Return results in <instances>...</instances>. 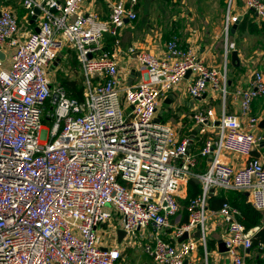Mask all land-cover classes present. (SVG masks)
Listing matches in <instances>:
<instances>
[{"label": "built area", "instance_id": "2783aa9c", "mask_svg": "<svg viewBox=\"0 0 264 264\" xmlns=\"http://www.w3.org/2000/svg\"><path fill=\"white\" fill-rule=\"evenodd\" d=\"M83 1L20 0L21 21L13 9H0V264H115L120 250L103 245L97 233L114 212L121 215L115 231L122 228L123 238L140 228L153 230L143 250L158 263L193 264L185 257L198 244L208 252L211 187L248 191L251 204L264 209V162L252 154L261 119L253 103L260 99L264 107V73L255 69L249 83L235 89L238 108L229 112L226 53L223 69L209 66L172 30L162 54L127 47L140 76L124 84L118 28L137 18L138 0H108L104 17L84 9ZM245 3L264 18V0ZM238 16L232 0H226V34ZM106 36H112L111 50ZM64 43L76 51L80 99L51 78ZM6 47L13 48L8 66ZM187 72L185 90L191 96L210 86L223 99L218 119L210 108L192 114L198 131L206 134L197 152L190 150L188 136L179 138L157 114L161 100ZM224 151L246 156L244 164L226 161ZM198 155L210 156L203 170L196 168ZM190 178L199 181L200 192L188 202V220L174 226V238L184 231L188 236L167 240L163 229L178 215L177 196L186 193ZM212 212L226 223L229 264H245L242 250L252 245L253 229L245 228L226 201Z\"/></svg>", "mask_w": 264, "mask_h": 264}, {"label": "crops", "instance_id": "0c3cea01", "mask_svg": "<svg viewBox=\"0 0 264 264\" xmlns=\"http://www.w3.org/2000/svg\"><path fill=\"white\" fill-rule=\"evenodd\" d=\"M146 1L138 0L135 6L137 18L133 21H126L123 27L120 51L117 54L122 82L132 84L140 76L138 66L133 62V56L126 52L129 45L133 44L139 48L162 54L165 40L172 30H176L180 35L181 44L193 46L196 55L209 66L223 69L226 53L229 91L224 101L225 109L229 112L236 111L239 97L235 95V89L246 86L255 69H260L264 73V27L261 24V20L264 18L258 16L253 8L247 7L245 0H232L233 10L239 16L236 29L233 32L229 30L226 34L223 27L224 0H179L177 4H175L177 1L174 0H158L159 9H150L143 22L139 15L143 12ZM0 2L13 9L19 21L22 20L24 9L20 0H0ZM83 3H85L87 11L96 12L101 17L108 14V4L105 0H85ZM168 3H173L175 6L169 7ZM167 10L169 14L163 15ZM173 11L179 13V18L175 17L176 14H172ZM244 19L246 23L244 28L240 29L239 26ZM250 21L253 22L251 23L253 25H250ZM35 26L36 24H29L31 28H35ZM193 29L196 31L194 32ZM105 42L106 39L104 44ZM110 48L112 49V46ZM233 49L237 50L238 64H235L231 59ZM188 75L187 73L178 86L170 90L167 97L161 100L157 107V114L166 120L167 115L168 118H172L179 138L188 136L190 150L197 152L201 148L206 134L198 131L192 114L196 110L210 108L214 114L212 117L218 119L223 99L221 93L210 86L200 96H191L185 90ZM253 111L264 118V107L260 99L254 101ZM255 132L260 136V140L252 154L264 162V127L261 128L257 124ZM223 157L235 166L243 165L246 160V156L228 151L223 152ZM209 158L210 156L198 155L196 168L203 170ZM218 191L219 188H215L213 192ZM243 193L245 194L244 191ZM209 210L211 213V210L216 209ZM209 215L211 229L208 252L205 253L202 246L198 244L195 249L186 254L185 261H191L193 264H229L227 254L218 250L219 240L226 235V223L220 214L212 212ZM183 222L185 221L177 216L173 220L170 219V225L163 229V237L170 241H177L178 238H174V226ZM262 243L252 244L242 250L245 264H264ZM129 253H132L131 250ZM133 255L131 254L132 264H163L155 261L144 250Z\"/></svg>", "mask_w": 264, "mask_h": 264}, {"label": "trees", "instance_id": "16d2710c", "mask_svg": "<svg viewBox=\"0 0 264 264\" xmlns=\"http://www.w3.org/2000/svg\"><path fill=\"white\" fill-rule=\"evenodd\" d=\"M224 4L226 7V0H224ZM246 23V20L244 19L241 25L239 26L240 29L244 28V25ZM250 25H253L249 22ZM261 24H263L264 27V20H261ZM105 47L107 49L111 50V40L112 36H106L105 37ZM68 52H72L73 59L69 60L67 59ZM65 55V56H64ZM65 57L66 61L69 63V69L71 71L78 67L79 69V62L76 58V51L73 48H66L65 50L61 51L60 54H58L57 64L53 67L59 66L61 61H64L62 58ZM64 61V62H66ZM67 69V68H66ZM63 71V74H57L55 73V81L61 82L66 90L68 95L75 96L77 98H82V73L79 74L78 77L69 76L70 70ZM80 71V69H79ZM81 72V71H80ZM200 192V183L197 180H194V178H190L187 182V189L186 194L183 198H178V203L181 201V204L184 206V213L181 218L182 221L188 220L189 211L187 209L188 202L190 198L197 195ZM228 202L232 207L236 208L238 210L237 218L244 224L246 229H253L252 232V244H259L260 242H264V220L262 219V213L259 209L255 208L251 202L248 199V196L243 193L241 190L232 189V188H219V191L216 193H212L207 197V208L208 209H219L223 202ZM168 240V239H167ZM207 245L210 246V244L207 242Z\"/></svg>", "mask_w": 264, "mask_h": 264}, {"label": "rangeland", "instance_id": "374dc122", "mask_svg": "<svg viewBox=\"0 0 264 264\" xmlns=\"http://www.w3.org/2000/svg\"><path fill=\"white\" fill-rule=\"evenodd\" d=\"M85 1V0H84ZM87 1V0H86ZM174 1H177L175 4L178 3L179 0H174ZM105 2H108V0H105ZM85 3H82V6L84 9H86V6L84 5ZM175 4L173 3H168V6H175ZM224 5V9H225V4ZM159 2L158 0H147L145 5L143 6V12L139 15V18L140 16L142 17L141 20L144 22V20L147 18V14L149 13V10L152 9V10H158L159 9ZM2 8H6V6H4V4H2L0 2V9ZM160 13V12H159ZM169 14V11L167 10L166 13H163V15L167 16ZM172 14H176L175 17L178 16L179 18V13H175V11H173ZM162 15V16H163ZM132 21V20H131ZM123 27L124 26H120L118 28V35L121 37L122 34H123ZM61 38L62 35L60 36ZM66 44L64 43L63 44V47L65 46ZM67 47H64L63 50H65ZM12 47H6L5 50L7 52V57H6V60H4V65L8 66L9 65V62H10V58H9V54L10 52L12 51ZM69 54H67V59L69 60H72L73 58V54L72 52H68ZM60 54V53H58ZM132 56V54H131ZM64 61H66L65 57L62 58ZM64 61H61L59 66L57 67H52V71H51V78L52 79H55V73L56 75L57 74H63V71L65 72V69L66 70H70V74L69 76H74V77H78L79 74H81V72L79 71L78 67L76 68L75 66V69H73L71 71V69H69V66H68V62H64ZM133 62L135 63V65H137L136 61L133 59ZM79 78V77H78ZM123 91L121 92V96H123ZM124 111L127 110L126 107H123ZM169 115H171L169 113ZM166 116V115H165ZM167 117V122H169L170 124L173 125V121H172V118H168V115L166 116ZM41 118H42V122L44 123V125L48 126L50 124V122L45 119L44 117V113H41ZM182 187V184L179 185V188ZM186 194V193H185ZM180 195L178 198H183L184 195ZM106 207H108V209H113V206H111L109 203L106 204ZM188 209V208H187ZM189 211V210H188ZM178 215H176L177 217H180L182 218L183 216V213H184V206L181 204V201L179 202V209H178ZM206 236H207V239H209V233H210V229H211V219H209V212L207 211L206 212ZM176 216H173L171 219L173 220ZM122 223V218H121V215L114 212L112 216H110L106 222L97 228V233L101 236V239H102V244L103 245H106V246H116L120 252H121V257L115 262V264H132V256L131 254L133 255L134 253H137L138 251H143V248H144V245L146 243H149L151 242L152 240V237L154 235V232L153 230L150 228V227H144V228H140V229H137L135 230L131 235L129 236H125L124 238H122L120 241H118L117 239V234H116V231H115V228L117 225H120ZM194 230H192L193 232ZM129 250H131V254L129 253ZM134 256V255H133Z\"/></svg>", "mask_w": 264, "mask_h": 264}, {"label": "water", "instance_id": "95a60500", "mask_svg": "<svg viewBox=\"0 0 264 264\" xmlns=\"http://www.w3.org/2000/svg\"><path fill=\"white\" fill-rule=\"evenodd\" d=\"M35 12L37 13L38 12V9H36ZM33 17H35V14H33L32 19H33ZM236 27H237V21H235V22H233L231 24L230 30L233 32L236 29ZM34 29L35 30H38V26H35ZM3 55H4L3 52L0 50V57H3ZM231 59H232L233 62H235V64H238V57H237V50L236 49H233L231 51ZM55 63H56V60L53 62V64H55ZM258 126L261 127V128L264 127V118H261L259 120ZM194 180H196V178H194ZM213 191H214V188L211 187L210 192H209V195H211ZM244 192H245L246 195H248V191H244ZM260 211L262 213V218L264 219V209H261ZM116 233H117V239H118V241H120L123 238L124 234H125V232H124V230L122 228H117L116 229ZM193 235L194 236H198L199 235V229H196L193 232ZM187 236H188V232L187 231H184V233L180 237H178V240L184 239ZM226 249L227 248L225 246V243H224L223 239H220L219 242H218V250L219 251H222V252H225Z\"/></svg>", "mask_w": 264, "mask_h": 264}]
</instances>
